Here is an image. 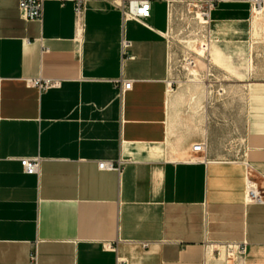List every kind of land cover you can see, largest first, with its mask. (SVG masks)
<instances>
[{"label":"crops","instance_id":"1","mask_svg":"<svg viewBox=\"0 0 264 264\" xmlns=\"http://www.w3.org/2000/svg\"><path fill=\"white\" fill-rule=\"evenodd\" d=\"M180 6L155 3L139 23L91 0L79 30L71 3L46 2L38 23L0 0V264H30L33 250L37 264H264V197L246 202L249 170L264 189V78L247 84L236 155L175 122L168 30ZM212 25L232 42L260 35L241 3L220 4ZM195 144L205 151L187 163ZM25 159L41 160L37 175Z\"/></svg>","mask_w":264,"mask_h":264},{"label":"rangeland","instance_id":"2","mask_svg":"<svg viewBox=\"0 0 264 264\" xmlns=\"http://www.w3.org/2000/svg\"><path fill=\"white\" fill-rule=\"evenodd\" d=\"M248 37L247 29L236 42L232 30L215 34L213 25L199 24L188 5L175 11L168 33L173 119L191 133L205 126L213 153L221 157L241 150L247 84L264 78V39L256 36L252 44Z\"/></svg>","mask_w":264,"mask_h":264},{"label":"built area","instance_id":"3","mask_svg":"<svg viewBox=\"0 0 264 264\" xmlns=\"http://www.w3.org/2000/svg\"><path fill=\"white\" fill-rule=\"evenodd\" d=\"M48 1H55L64 5L71 3L73 5L75 16L78 19V27L81 29V22L84 15L85 7L91 0H19V12L21 18L27 22L40 23L43 18L44 4ZM118 7L121 11L123 21H135L144 23L149 19L152 5L154 3H164L168 10L174 5H188L194 13L201 26L209 27L211 24V14L220 4L241 3L248 6L249 9V27L251 32L258 30L264 39V0H102ZM170 30V29H169ZM168 30V33H169ZM123 49L129 45L123 42ZM40 91L59 87L60 83L54 80H39L32 84ZM120 95L131 89V83H122L119 87ZM205 151L203 144H195L188 156L187 163L199 162L197 155ZM40 159H25L22 161L24 173L28 176L37 175L39 172ZM100 171H120L121 162H102L98 163ZM251 170L247 173L246 178V202L248 204H262L264 189L259 190L255 183L250 180ZM30 264H37L36 251L30 255Z\"/></svg>","mask_w":264,"mask_h":264},{"label":"bare ground","instance_id":"4","mask_svg":"<svg viewBox=\"0 0 264 264\" xmlns=\"http://www.w3.org/2000/svg\"><path fill=\"white\" fill-rule=\"evenodd\" d=\"M258 33H259V32H258V30L256 29V31H255V35H258Z\"/></svg>","mask_w":264,"mask_h":264}]
</instances>
